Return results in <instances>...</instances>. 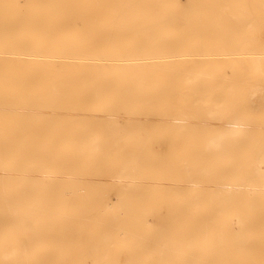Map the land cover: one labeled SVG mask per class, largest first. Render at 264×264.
Returning a JSON list of instances; mask_svg holds the SVG:
<instances>
[{"label": "bare ground", "instance_id": "1", "mask_svg": "<svg viewBox=\"0 0 264 264\" xmlns=\"http://www.w3.org/2000/svg\"><path fill=\"white\" fill-rule=\"evenodd\" d=\"M0 264H264V0H0Z\"/></svg>", "mask_w": 264, "mask_h": 264}, {"label": "rangeland", "instance_id": "2", "mask_svg": "<svg viewBox=\"0 0 264 264\" xmlns=\"http://www.w3.org/2000/svg\"><path fill=\"white\" fill-rule=\"evenodd\" d=\"M163 143V142H162Z\"/></svg>", "mask_w": 264, "mask_h": 264}]
</instances>
